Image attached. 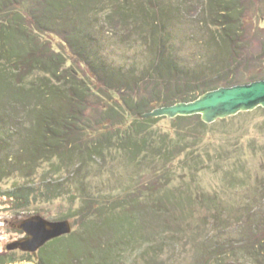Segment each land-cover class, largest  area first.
Returning a JSON list of instances; mask_svg holds the SVG:
<instances>
[{"label": "rangeland", "instance_id": "rangeland-1", "mask_svg": "<svg viewBox=\"0 0 264 264\" xmlns=\"http://www.w3.org/2000/svg\"><path fill=\"white\" fill-rule=\"evenodd\" d=\"M23 1L55 33L37 41L22 9L20 26L33 34H21L47 48L48 60L59 59L56 74L29 73L20 101L7 94L0 101V249L7 251L0 264H35L21 259L36 260V253L6 248L33 215L69 220L73 228L44 248L39 256L52 252L45 264H264V106L207 126L196 118L151 117L147 143L139 136L122 143L116 134L137 122L123 115L120 99L133 105L178 92L200 98L203 86L263 78L264 0L236 1L239 67L215 23L218 0H77L55 12H43V0ZM161 31L165 56L183 72L161 69L166 79L150 81ZM9 59L0 56V67L13 72ZM79 85L85 93L76 107L69 98ZM42 113L58 122L76 118L57 125L60 134L46 143ZM14 192L28 193V205L13 201Z\"/></svg>", "mask_w": 264, "mask_h": 264}, {"label": "trees", "instance_id": "trees-1", "mask_svg": "<svg viewBox=\"0 0 264 264\" xmlns=\"http://www.w3.org/2000/svg\"><path fill=\"white\" fill-rule=\"evenodd\" d=\"M70 1H77V0H43L41 1V5L44 8V11L50 10V11H59L61 7L65 4L66 2ZM217 5L220 6V11L217 13L218 18H220L218 21H215V23L219 22V25L222 26L223 31L222 33V40L224 45L231 46V56L234 55L232 62L234 63L233 66L238 65L240 66V61H238L239 54H242V46L240 43L234 38L235 32H238V24H239V19L240 16L238 15V11L240 10L238 6L236 5V1L232 3H227L225 1L227 0H218ZM232 1V0H231ZM23 0H5L4 4H0V56H8L10 57V61L15 64L12 71L8 69H3L0 67V101L3 100L5 96L8 95V98L12 99V102L14 99L17 101H20V93L19 90L21 86H23L22 82L23 80L29 75V73L34 70H41V71H46L48 72H53L56 74L57 66H55V61L57 64V59H59V56L57 59H52L53 61L48 60V49H38L36 46H33L31 43V39L29 35L31 36V33L36 36V40L42 41L46 40V37L48 34H53L55 33L53 30L49 29V26L44 24L40 17L35 14V12H32L28 7L23 8ZM6 7V8H5ZM28 8V10H27ZM22 9L26 11V16H29L31 19V26L29 28L32 30L31 33H27V29L25 27L20 26L22 22V18L24 19L26 16L23 17V12ZM39 17V18H38ZM263 20V18H261ZM24 30L26 34H29L27 36L21 34L20 30ZM237 30V31H236ZM165 32H160L157 36L155 35V38L158 39L159 42V54L158 57V63H155L154 67L152 69H148L149 74L147 75V78L150 81H158L159 79H166L164 78V71L167 72L168 75H181V72H183L182 68L180 65L172 59H169L167 56H165V49L166 47V39L160 40L162 35H164ZM166 35V34H165ZM21 38L23 41V45L20 43H17L15 40ZM65 40V39H64ZM152 41L157 42L155 39L152 38ZM237 41V42H236ZM16 42V43H15ZM35 43V42H34ZM68 41L65 40V45H68ZM77 47V45H75ZM2 53V54H1ZM48 58V59H47ZM160 58V60H159ZM237 60V61H236ZM89 63L91 64V68H95V64L91 62V60H88ZM103 66V65H102ZM56 68V69H55ZM163 69V72L160 70ZM186 71V70H185ZM96 77L99 76L96 74ZM144 78V76H143ZM259 79H264V78H259L256 76H250L248 81L244 82L245 83H251L254 81H257ZM225 83V82H224ZM221 85V81L218 82L216 85H211L208 89L205 86L202 87V91L199 94H205L208 91L216 90L221 87H231L236 84H239L241 82L237 83H231V81H226L225 84ZM73 88V87H72ZM73 89V93L75 96L70 95L69 100L73 102V106L75 105L76 107L79 106V104L82 103V96L85 93L83 88L79 85L76 86ZM90 88V87H88ZM120 89L121 87H117ZM199 90V87H198ZM7 94V95H6ZM45 94V95H44ZM48 94V95H47ZM50 93H43V97H48ZM191 96V97H190ZM14 97V98H13ZM113 97V95H112ZM199 96L193 95V94H181V93H175L174 99H171L170 97H165L162 96L161 94L158 95L156 98L152 100H141L139 102H134L133 105L129 104L127 101L124 102V100L120 99L116 103L118 104V107L123 109V115L125 117H130L134 116L137 122L135 123L136 125H130L129 129H126L123 131L122 134H120L119 130H117L116 134L119 137L118 141H123L128 140L130 137H141L144 141V143H147V134L149 132L148 126L151 125L155 121V119L151 117H142V115L150 112V109L157 108V107H162V106H170L173 105V103H176L178 101H184V102H190L195 99H197ZM114 98V97H113ZM117 100V99H114ZM19 103V102H18ZM42 104H39V106ZM11 107L10 105L8 108ZM152 107V108H150ZM122 116V115H121ZM141 117L143 118L142 120H138V118ZM200 115H191V116H178L174 118L173 120H186L189 118H196L199 123L203 126H207L205 122H202L200 120ZM72 118H76L75 115H68L63 118L61 122H58L60 119L54 118V116L42 113V116L40 117V124L42 126V132L43 136L41 138L42 142H46L50 140L52 136H58L60 133H58L55 129L57 125H62V126H68L69 123H74L72 121ZM164 118V117H163ZM223 121V119H221ZM64 124V125H63ZM107 122L102 121L100 123V130L105 131L107 129ZM55 128V129H54ZM88 130V128H85ZM87 132H90L88 130ZM53 138V137H52ZM48 139V140H47ZM54 139V138H53ZM141 144V143H139ZM135 146V145H133ZM149 148V147H148ZM161 156V154H158ZM195 155V153L193 154ZM198 156V154L196 153ZM171 158V157H170ZM167 159V162H171L173 159ZM13 196H11V199L15 201L17 204L20 206H26L30 202V197L28 196V193H23V194H18V193H12ZM72 235H66L64 237H60L58 239H54L48 244H46L41 250L36 252V260L32 258H23L21 260H29L34 262L35 264H45V260L48 259V256L52 252H46V255L44 257L39 256L43 251H45V247L49 246L51 243H56L61 241V239H66L69 238ZM262 244L264 243V240L261 242ZM58 254V252L56 251ZM44 254V253H43ZM61 254V253H60ZM59 255V254H58ZM31 256V255H29ZM60 258L58 260H62L64 258L63 253L59 255ZM16 260L10 261V263L14 262ZM81 259H77L75 261H72L70 264H81ZM9 263V262H7ZM53 264H56L53 263Z\"/></svg>", "mask_w": 264, "mask_h": 264}, {"label": "water", "instance_id": "water-1", "mask_svg": "<svg viewBox=\"0 0 264 264\" xmlns=\"http://www.w3.org/2000/svg\"><path fill=\"white\" fill-rule=\"evenodd\" d=\"M244 82L209 91L195 101L179 102L155 109L142 117L175 118L199 114L205 123H213L217 118L236 114L240 110L264 106V79L248 84ZM18 228L25 237L9 243L6 248L8 251L20 250L30 254L39 251L54 239L69 235L73 230L69 220L51 221L41 215H33L22 220Z\"/></svg>", "mask_w": 264, "mask_h": 264}, {"label": "flooded vegetation", "instance_id": "flooded-vegetation-1", "mask_svg": "<svg viewBox=\"0 0 264 264\" xmlns=\"http://www.w3.org/2000/svg\"><path fill=\"white\" fill-rule=\"evenodd\" d=\"M23 237H25V234L22 233L21 238H23ZM21 238H20V239H21ZM16 251H20V250H14V251H9V252H16ZM20 252H21V251H20ZM37 252H38V251H37ZM1 253L6 254L7 251H4V250H1V249H0V254H1ZM21 253H22L23 255H32V253H31V254H30V253H23V252H21ZM35 253H36V252H35Z\"/></svg>", "mask_w": 264, "mask_h": 264}]
</instances>
